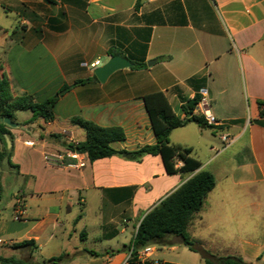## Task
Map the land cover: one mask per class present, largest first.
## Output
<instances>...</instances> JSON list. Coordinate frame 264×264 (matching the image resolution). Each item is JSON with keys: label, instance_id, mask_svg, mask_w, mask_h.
Here are the masks:
<instances>
[{"label": "crops", "instance_id": "obj_1", "mask_svg": "<svg viewBox=\"0 0 264 264\" xmlns=\"http://www.w3.org/2000/svg\"><path fill=\"white\" fill-rule=\"evenodd\" d=\"M0 9V73L13 95L41 103L72 86L55 105L53 120L17 111L19 126L7 125L24 190L12 200L10 218L0 221V255L30 256L13 245L33 240V264L63 253L71 258L59 264H204L176 239L132 256L143 218L198 171L168 174L161 156L150 154L88 158L84 168L62 159L65 143L86 140L75 119L122 128L125 140L111 144L118 151L155 145L144 97L163 92L181 119L189 117L182 106L200 95L194 113L205 117L204 107L216 120L215 129L190 122L170 135L172 145L191 148L216 180L188 232L215 256L264 264V117L258 105L264 102V0H0ZM112 50L145 66L74 85L92 78L97 67L90 65L106 63ZM241 90L248 113L241 110ZM224 136L232 140L229 147ZM195 144L203 146L205 163ZM181 246L186 253L176 260L172 253Z\"/></svg>", "mask_w": 264, "mask_h": 264}, {"label": "trees", "instance_id": "obj_2", "mask_svg": "<svg viewBox=\"0 0 264 264\" xmlns=\"http://www.w3.org/2000/svg\"><path fill=\"white\" fill-rule=\"evenodd\" d=\"M111 55H118V52L111 51ZM143 64L135 63L134 68L144 67ZM90 81H98L94 75L87 80H79L74 85L84 84ZM72 86H64L54 96L44 102H36L32 96H14L11 90V83L5 73H0V119L9 118L15 122L17 111H31L33 118H44L51 121L54 118L53 109L59 99L70 90ZM201 101V96L196 95L182 106L188 118L181 119L174 112L167 96L163 92H156L144 97L146 109L150 115L152 127L157 137L155 145H146L133 152L115 150L111 144L115 141H123L126 136L124 130L119 127L104 128L91 121L75 119L74 122L86 131V140L76 145L65 143L68 149L87 154L90 161L111 157L114 155H125L131 159H140L146 154L159 155L162 158L165 170L168 174L181 172L192 174L198 171L193 177L185 182L179 189L164 199L157 207L148 213L141 221L134 241L132 256L136 252L152 245L168 246L176 239L178 243L187 247L190 251L198 253L204 260V264H249L240 256H215L205 249L200 243L192 238L188 232V226L195 215L202 209L207 195L215 188L216 180L214 175L207 170H202V163L192 156V149L181 145H172L170 135L173 130L186 126L193 122L200 127L215 129L208 125L202 115L194 113ZM261 110V117H264V102H258ZM258 122V121H257ZM6 137L12 141V147L8 148ZM59 138L58 135H53ZM13 135L8 126L0 120V202L3 197L2 167L4 158H8V167L19 173V166L12 162L14 151ZM176 161L183 165L176 167ZM14 249L28 250L30 257L35 251L36 244L33 240L23 241L13 245ZM71 256L63 253L58 257L44 260L42 264H59L70 259ZM0 264H33L31 260L18 258L16 256L4 257L0 255Z\"/></svg>", "mask_w": 264, "mask_h": 264}, {"label": "rangeland", "instance_id": "obj_3", "mask_svg": "<svg viewBox=\"0 0 264 264\" xmlns=\"http://www.w3.org/2000/svg\"><path fill=\"white\" fill-rule=\"evenodd\" d=\"M0 13L2 15L4 14L2 9H0ZM244 93H245L244 90L240 91V94L242 95L241 110L244 113H248L249 112V103H248L247 99L245 98ZM193 146H194L195 153H197L199 155V158L202 160V162L205 163L207 159H206L205 154H204L203 146L200 144H195ZM231 151H232V149L229 150V152H231ZM230 155L231 154H229L228 157H230ZM2 185H3V197H2V200L0 202V221H3L7 218H10L9 214L11 212L12 200L14 199V197L16 195H18L19 191L24 190V181L19 178L18 173L16 171L11 170V171H7V172L3 173ZM4 251L5 250L0 247V254H2V255L5 254ZM180 253H181L180 256H182L186 253L183 246H181V248H180V250H178V252L172 253V256H174V258H176V260H177V259H179V256L178 257H176V256H177V254H180ZM22 258H24L26 260H30L27 253L24 256H22Z\"/></svg>", "mask_w": 264, "mask_h": 264}, {"label": "water", "instance_id": "obj_4", "mask_svg": "<svg viewBox=\"0 0 264 264\" xmlns=\"http://www.w3.org/2000/svg\"><path fill=\"white\" fill-rule=\"evenodd\" d=\"M133 65L134 64L131 61H129L127 58L121 55H115V56H111L106 63L97 67V69L94 71V74L100 82H105L108 79V77L112 75L114 72L120 69L133 67ZM148 65H150V62L148 63ZM188 116L190 117L191 115ZM0 120L12 128H16L19 126L18 123L11 121L9 118H1ZM6 143L8 148L12 147V141L10 140V138L6 137ZM0 151H1V143H0ZM3 163L4 166L2 167V171L4 172L9 171L10 169L7 164L8 163L7 157L4 158Z\"/></svg>", "mask_w": 264, "mask_h": 264}, {"label": "built area", "instance_id": "obj_5", "mask_svg": "<svg viewBox=\"0 0 264 264\" xmlns=\"http://www.w3.org/2000/svg\"><path fill=\"white\" fill-rule=\"evenodd\" d=\"M100 65V61H96L95 63L91 64V68L95 69L96 67H98ZM205 92V91H204ZM203 114L205 115V119L206 122L208 123V125H215L216 124V120L214 119V117L207 111L206 108L203 107L202 109ZM63 135L67 136L68 133L66 131L63 132ZM222 140L226 143V147H229L232 143V140L229 139L227 136L222 137ZM28 145L32 146L33 143L32 142H28ZM74 145H76V143H72ZM62 159H68L71 162L68 163L67 165L70 167H74V168H84L87 164L88 161V156L85 153H81L78 151H74L71 149H67V151L65 152V154L62 156ZM16 203L19 207V214L22 212V206H23V201L18 198L16 200ZM149 248H145L142 249V253L146 254L147 252H149Z\"/></svg>", "mask_w": 264, "mask_h": 264}]
</instances>
